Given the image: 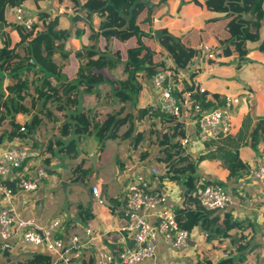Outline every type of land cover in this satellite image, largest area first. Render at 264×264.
Listing matches in <instances>:
<instances>
[{
	"label": "crops",
	"instance_id": "obj_1",
	"mask_svg": "<svg viewBox=\"0 0 264 264\" xmlns=\"http://www.w3.org/2000/svg\"><path fill=\"white\" fill-rule=\"evenodd\" d=\"M77 1L83 2L84 0ZM149 1L152 10V22L149 26L167 28L176 36L185 34L190 29L197 30L199 55L185 69H180L179 84L180 90H182L180 92L190 90L193 95H200L197 90L203 87L207 94V101L212 102L209 106L221 105L218 104V101L221 100L223 103L225 96H238L240 101L235 106L231 117L234 128L233 134L229 136H235L243 127L247 117L251 122V131L257 121L264 118V87L259 85L256 87L244 79L241 82H236L234 77H229L241 69H247L250 72H254L256 69L264 70V53L259 50V45L264 38V1L261 4L263 15L259 27L257 30L251 27L258 34V41L245 43L246 54L242 60L239 59L233 46L227 45L229 42L225 44L228 39L226 24L230 19L226 13L208 9L205 0ZM69 2H72L73 6L70 7V5L65 4V0L64 2H60V0L56 2L55 0H25L22 5L33 14L36 23L39 22L38 12L48 13L57 6L56 14L52 15L51 18L57 16L59 19L58 28L66 29L68 35L70 34L67 41L71 48L70 56L67 59L75 64L78 60L74 56V52L86 47V42H89L90 35L86 34L89 29L85 26L89 25L91 30L96 31L94 23L96 18L87 19L85 13L78 9V18H76L77 16L72 18L70 16L69 20V11L72 8L77 11L75 9L77 8L76 2L74 0H69ZM12 9L13 7L10 5L5 7V19L8 22H14ZM256 15L257 12L243 13V18L251 22L255 20ZM78 21L79 23H77ZM72 24H76L75 30H71ZM81 28L84 32L77 35V30L79 31ZM5 30L6 38L12 44L18 40V32L11 29L10 24L5 26ZM200 45H204L205 49H200ZM227 51L229 53H226ZM208 53L213 54V57L209 58ZM66 61L59 60V63H63L62 79L72 82L75 80L78 65L66 67V64L64 65ZM170 62L169 67L173 64L171 58ZM217 70H220L222 79L231 80L224 89H219L216 86L218 81ZM31 78L32 76H30ZM7 83L6 79L3 87L0 88L2 92L6 93L5 85ZM148 84L150 96L155 101L154 106L151 107L157 109L158 98L151 88L150 79ZM30 92L32 95L24 100V104L28 108L30 102L35 101L33 98H36L33 86H31ZM145 107H149V105ZM54 112L59 120H55L53 123L41 115L42 122L36 128L29 126L33 112L29 110L26 115L17 113L14 118L16 121L26 124V130L23 133H18L11 140H4L0 144V149L11 146L26 149L28 157L23 165L26 177L37 178V170L43 168L56 178L55 184L49 180L38 178V186L33 191H21L16 187L11 204L3 203L0 207L8 208L11 206L21 217L31 220L37 228L45 226L54 217L60 218L62 228L59 236L64 240L73 235H78L80 239L86 240L88 236L85 235V228H92L94 238L92 243L84 248L80 264H92L94 254L99 248L116 253L128 242L126 234L119 232L118 228L124 221V187L130 175V167H135L150 177L151 190L162 191L168 188L169 196L165 205L171 208L174 213V210L183 208V201L188 194L187 188L181 179H171L168 177L167 171L163 172L164 167L167 169L168 164L162 161L163 157L151 161V154L147 151H144L148 153L146 157H143V152L137 160L133 154L130 156L145 139L144 133L143 140L137 146H134L132 137L106 139L102 147L92 138L83 153L74 159H70L63 150L69 139L61 138L58 133V126L68 113ZM157 117L158 124L165 128L164 131L167 127L177 123L175 120L170 123L163 122L160 115ZM9 120L10 117L4 120L0 132L11 129ZM182 126L183 133L193 130L191 126H184V124ZM137 127V130L141 131L140 126ZM217 144H219L218 140L210 141L200 150L188 156L196 166L197 184L203 182L222 183L230 195L228 205L223 210L213 211L214 213L198 224L195 229L190 230L189 242L183 248H174L162 236H158L154 257L145 259L138 264H162L163 262L170 264H206V262H211L214 264L236 255L235 249L239 237H242L246 242V249L249 250L247 253L246 250L244 251L246 258L240 264H264V190L260 182L249 173L253 160L257 158L259 153H264V140H260L254 148L250 146V140L238 147V156L246 170H239L237 175L233 176H228V170L220 159L205 158L204 154L215 150ZM129 148L130 150H128ZM153 165L160 169V174L155 177L149 174V167ZM11 184L15 187L14 182ZM94 185L99 188L104 199L102 204L97 203L92 196L91 187ZM157 209L158 207H155L145 212L150 223L155 222ZM225 212L231 215L232 220L242 221L244 228L229 231L230 237L222 241L216 239L215 241H207L208 230L212 228L209 220L213 216ZM35 254L48 253L43 248L28 245L14 246L5 250L0 249V264H30L29 260ZM51 264H54L52 258Z\"/></svg>",
	"mask_w": 264,
	"mask_h": 264
},
{
	"label": "trees",
	"instance_id": "obj_2",
	"mask_svg": "<svg viewBox=\"0 0 264 264\" xmlns=\"http://www.w3.org/2000/svg\"><path fill=\"white\" fill-rule=\"evenodd\" d=\"M24 1L0 0V72L6 75L8 81L5 85L6 93L0 90V127L7 117H10L11 127L9 131L0 132V144L26 130V124L16 121L13 115L29 113L24 100L32 95L31 86L36 93V98L33 99L36 102L43 100L44 103L42 111L33 112L29 126L38 127L42 122L41 115L54 123L55 120H59L54 111L68 113L58 126V133L61 138L69 139L63 150L70 159L83 153L92 138L102 147L106 139L132 137L134 146H137L143 140V132L136 129L135 123L146 115L152 113L156 116L160 115L163 122L170 123L174 120L173 117L161 115L151 106L138 108L134 113L127 110L126 103L130 100V93L138 88L134 86L133 81L139 71H142L146 80H149L158 70L169 67L164 60H159V53H165L171 58L173 64L170 67L173 69H185L199 55L196 29H190L185 34L176 36L167 28H163L157 38L161 48H157L156 42L153 46L145 41L146 34L137 25V18L149 7V0H84L83 2L74 0L77 6L75 9L84 12L85 18H96L95 33L106 39L114 37L118 41L135 38V42L127 48L125 62L117 61L104 49L96 46H87L75 51L74 56L78 60L76 80L69 82L61 78L63 63L57 61H63L70 56L71 46L67 41V30L58 28L57 16L51 18L46 12H38L42 28L34 24L31 30H25L15 22H8L5 19L7 5L15 7L22 5ZM263 1L205 0L208 9L224 12L230 16L226 24L228 39L225 44L229 42L227 45L233 46L240 60L246 54L245 43L258 41V34L251 27L256 30L259 27L263 15L261 9ZM248 12H257L254 21L249 22L243 18V13ZM7 24L18 32V40L13 44L6 38ZM83 32L81 28L76 34L80 35ZM259 50L264 53V38ZM117 57L119 58L118 52ZM195 96L200 98L205 106L212 104L206 101V93ZM218 104H222V101L219 100ZM250 123L247 117L243 127L235 136L219 139L215 150L204 154L205 158L220 159L228 170V176L237 175L239 170H246L238 156V147L250 140V146L254 148L260 140H264V118L259 119L251 131ZM21 126L25 127L22 132ZM122 127H125L123 132H121ZM182 128L180 123L167 127L160 135L158 144L162 147V161L168 163L166 171L170 174V178L179 179L181 175L184 177L183 184L188 194L183 201V208L174 211L179 225L190 231L214 212L204 210L192 197V192L197 186L196 166L184 153L177 140L184 135ZM171 138L176 140L172 142ZM147 155V152L143 153V157ZM207 183L213 182L202 184ZM209 222L212 228L208 230L207 241H215V239L222 241L230 237L229 231L244 228L242 221L232 220L231 215L226 212L213 216ZM246 248V242L239 237L235 249L236 255L214 264H240L249 252ZM29 263L51 264V257L48 254H35ZM206 264L213 263L206 262Z\"/></svg>",
	"mask_w": 264,
	"mask_h": 264
},
{
	"label": "built area",
	"instance_id": "obj_3",
	"mask_svg": "<svg viewBox=\"0 0 264 264\" xmlns=\"http://www.w3.org/2000/svg\"><path fill=\"white\" fill-rule=\"evenodd\" d=\"M12 10L14 22L25 30H31L36 23L33 14L23 5H17ZM200 47L205 49L204 45ZM207 56L212 58L213 54L208 53ZM180 77L179 68L166 67L150 78V85L158 98L156 107L160 113L173 117L177 123L193 128L191 132H185L182 137L177 138L184 153L189 155L210 141L233 134L231 117L240 98L225 96L221 105L205 106L192 91L180 92ZM197 91L199 94L205 93V88L200 87ZM20 129L25 130V127L21 126ZM27 157L26 149L19 146L0 149V205L11 204L16 187L21 191L35 190L38 178L55 184L56 178L43 168L37 170V178H27L23 171ZM159 170L156 165L150 166L149 174L155 177L160 174ZM129 172L124 187V221L118 228L119 232L126 234L128 242L116 253L97 249L92 264H138L154 257L158 236H162L168 244L177 249L185 247L189 242L190 231L179 225L173 210L165 205L169 196L168 188L162 191L151 190L149 176L135 167H130ZM249 173L260 182L264 190V153H259L253 160ZM11 182H14L15 187ZM91 192L97 203H104L97 186H92ZM192 197L207 211L223 210L230 201L228 191L218 182L197 184ZM155 207H158L155 211V222L150 223L145 212ZM61 228L62 221L58 217L37 228L31 220L21 217L11 206L0 207V249L19 245L35 246L43 248L54 264H80L84 248L93 241L92 228H85V235L88 236L86 240L80 239L78 235L64 240L59 236Z\"/></svg>",
	"mask_w": 264,
	"mask_h": 264
},
{
	"label": "rangeland",
	"instance_id": "obj_4",
	"mask_svg": "<svg viewBox=\"0 0 264 264\" xmlns=\"http://www.w3.org/2000/svg\"><path fill=\"white\" fill-rule=\"evenodd\" d=\"M56 1L57 0H55V2ZM65 4L70 5V7L73 6L72 2L70 3L69 0H65ZM148 4H150V1H148ZM56 7L57 6H55L54 10L47 13L48 16L51 17L52 15L56 14V11H57ZM150 8H151V6L149 5V7L146 10H144V12L138 16L137 25L142 30V32H144L146 34V37H144V38H145V41L147 43L154 46V42H156L157 48H161L157 43V38L160 35V30L163 28L162 27H156L154 25L149 26V25H151V22H152L151 21V17H152L151 11L152 10ZM77 12L78 11H75L72 8V10L69 11V13H68L69 20H70V16H71V18L74 16H78ZM40 22L41 21L39 19V22L36 23V25L39 28L42 27V24ZM77 23H79V21ZM86 27H87V29H89L86 31V34L90 35V38H88L89 42H86V44H87V45H85L86 47L87 46L100 47V49H104L106 52H108L110 55H112L117 61H122V62L126 61V50L128 47H130L131 45L134 44L135 38L129 39L127 41H118L114 37H109L106 39L104 36L99 35L98 33H95L96 31L91 30L89 25H86L85 28ZM70 28H71V30H75L76 24H72L70 26ZM69 35H68V37H69ZM117 52L119 53V58L117 57ZM158 58H159V60H164L167 66L170 65V63H171L170 57L165 55V53H162V54L159 53ZM64 61H66V63H64V65L66 64V67H69V66H75L76 67L78 65V61L75 64L73 62H71V60H69V59H65ZM57 62H59V60ZM216 72H217V76H218V81L216 83V86H218L219 89H224L226 84L229 83L231 80L222 79L221 74H220V70H217ZM126 76L128 77V75H126ZM0 77H1L0 88H2L3 84L6 82V76L2 72H0ZM231 77H234L236 82H241L242 79H244L246 82H250L254 86L259 85L260 87H264V70H261V69H256L254 72L253 71L250 72L247 69H241V70L236 71L229 78H231ZM61 78H62V76H61ZM148 81L149 80L145 79V76L143 75L142 71H139L135 81H133L134 86H137L138 88H137V90L130 93V96H131L130 100L128 103H126L127 110L135 112L138 108H142V107H145L148 105L152 106V107L154 106L155 101L150 96ZM38 103H36V101L30 102L29 110L31 112H36V108H37ZM150 103H151V105H150ZM16 114L17 113H14L13 116H16ZM157 119H158V117L155 116L154 114H149V115L145 116L142 121L135 123L136 129H138L137 126L139 125L140 130L144 133V138H145L142 141V143L140 144V146L138 148H135V151L130 154V156L133 154L136 157V160L139 157H141V155L144 151H147V152H149V154H151V159H152L151 161H154L155 158L161 159L163 157V152L161 151V147L158 144V142L160 140V135L165 130V128H163L162 125L158 124ZM3 127L5 128V126H3ZM121 130H124V127ZM175 140H176L175 138H171L172 142H174ZM128 150H130V148ZM163 172H164V170H163ZM167 175H168V177H170V174H167ZM179 179H181L183 181L184 177L181 175V176H179Z\"/></svg>",
	"mask_w": 264,
	"mask_h": 264
},
{
	"label": "water",
	"instance_id": "obj_5",
	"mask_svg": "<svg viewBox=\"0 0 264 264\" xmlns=\"http://www.w3.org/2000/svg\"><path fill=\"white\" fill-rule=\"evenodd\" d=\"M43 110V100H40V102L37 105L36 112L39 113Z\"/></svg>",
	"mask_w": 264,
	"mask_h": 264
}]
</instances>
